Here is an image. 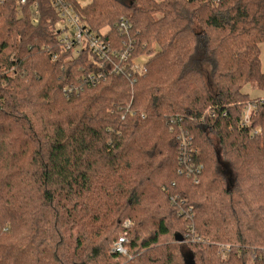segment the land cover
<instances>
[{
    "label": "trees",
    "instance_id": "1",
    "mask_svg": "<svg viewBox=\"0 0 264 264\" xmlns=\"http://www.w3.org/2000/svg\"><path fill=\"white\" fill-rule=\"evenodd\" d=\"M79 14L107 39L127 18L144 72L96 82L86 52L60 48L49 0H0V264H246L264 248V0H87ZM181 132L198 184L178 173Z\"/></svg>",
    "mask_w": 264,
    "mask_h": 264
},
{
    "label": "built area",
    "instance_id": "2",
    "mask_svg": "<svg viewBox=\"0 0 264 264\" xmlns=\"http://www.w3.org/2000/svg\"><path fill=\"white\" fill-rule=\"evenodd\" d=\"M29 0H16V5L22 7ZM87 0H49L53 11L54 22L52 23V33L58 41L61 49L69 51L73 57H78L82 52H86L92 59V63L99 72L96 76V82L104 76L110 75H139L144 72V66L140 58H133L134 32L129 20L125 17L113 25L112 33L114 39H107L108 30H102L99 34L93 32L90 27L82 20L79 14V6H83ZM35 16L33 23L37 24V7L32 4ZM104 72V74H103ZM104 75V76H103ZM90 83L94 78L87 75ZM70 92L75 91L76 87L67 88ZM253 106L251 104L243 107L241 111V126L249 127L250 120L253 116ZM260 131L255 128L252 132ZM180 153L178 161L181 167L178 169L179 174L191 177L194 184L199 183L200 173L203 166L198 160V151L192 146V138L185 133H180L179 137ZM198 162V163H197ZM177 197L170 198V204L176 206L178 214L185 222L187 228L185 231L184 241L191 244L199 243V238L195 235L193 218L190 207L184 202H177ZM133 223L129 220L122 225L124 230H129ZM127 238L125 235L118 237L111 245V254L121 257L127 256ZM206 244V242H204ZM217 254L223 259L225 254L231 249V246L217 244ZM253 251L246 256V264H256L259 259L264 258V248Z\"/></svg>",
    "mask_w": 264,
    "mask_h": 264
},
{
    "label": "crops",
    "instance_id": "3",
    "mask_svg": "<svg viewBox=\"0 0 264 264\" xmlns=\"http://www.w3.org/2000/svg\"><path fill=\"white\" fill-rule=\"evenodd\" d=\"M259 58L261 59L260 61V69L261 72H264V44L261 45L260 47V56ZM255 93V97H262V94L260 92H254Z\"/></svg>",
    "mask_w": 264,
    "mask_h": 264
},
{
    "label": "rangeland",
    "instance_id": "4",
    "mask_svg": "<svg viewBox=\"0 0 264 264\" xmlns=\"http://www.w3.org/2000/svg\"><path fill=\"white\" fill-rule=\"evenodd\" d=\"M142 60H145V58H143ZM256 92V91H254ZM253 92V87L249 84L245 85L243 88V93L249 95L250 98H254L255 97V93ZM220 244V243H219Z\"/></svg>",
    "mask_w": 264,
    "mask_h": 264
},
{
    "label": "water",
    "instance_id": "5",
    "mask_svg": "<svg viewBox=\"0 0 264 264\" xmlns=\"http://www.w3.org/2000/svg\"><path fill=\"white\" fill-rule=\"evenodd\" d=\"M217 156H218V154H217ZM225 169H226V167H225ZM228 181H229V179H228ZM226 188H227V191H228V190H229V188H228V185H227V187H226ZM180 241H181V239H180Z\"/></svg>",
    "mask_w": 264,
    "mask_h": 264
}]
</instances>
